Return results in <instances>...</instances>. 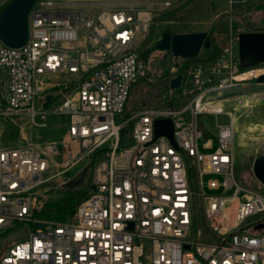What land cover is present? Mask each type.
<instances>
[{"label": "built area", "instance_id": "obj_1", "mask_svg": "<svg viewBox=\"0 0 264 264\" xmlns=\"http://www.w3.org/2000/svg\"><path fill=\"white\" fill-rule=\"evenodd\" d=\"M151 26L29 21L24 46L10 48L0 40V116L46 127L43 105L51 95L63 100L50 114L67 119L59 142L24 138L23 145L0 147V237L36 222L35 197L43 185L80 184L89 171L73 217L36 222L26 241L1 255L0 264H264V196L234 179V122L222 105L225 91L252 82L264 86L256 83L264 63L242 69L239 33L229 31L215 44L211 60L189 66L164 108L127 113L132 90L154 81L139 54ZM232 99L242 104L240 96ZM202 115L215 119V145L202 140ZM221 115L229 117L227 124L218 123ZM167 119L172 141L154 134L155 121ZM205 176L222 181L210 178L204 184ZM233 203L232 217L227 210Z\"/></svg>", "mask_w": 264, "mask_h": 264}, {"label": "rangeland", "instance_id": "obj_2", "mask_svg": "<svg viewBox=\"0 0 264 264\" xmlns=\"http://www.w3.org/2000/svg\"><path fill=\"white\" fill-rule=\"evenodd\" d=\"M7 0H0V5ZM165 0H103L105 8H125L134 4L135 7H153L156 3ZM173 3L171 9L164 12L154 13V18L149 34L144 42L139 46V54L146 63L153 83H140L136 86L129 98L126 108L130 113L135 108L158 107L164 108L167 99L172 95L169 93V79L175 77L177 69L174 65L186 67L191 64H184L181 59L176 62L170 52L155 49L161 35L165 31L172 34L206 32L211 38V48H216L215 44L221 45L226 40L229 31L248 32L264 30V0H247L242 6H230L227 0H170ZM203 49L198 56L203 55ZM193 64V63H192ZM186 69V71H187ZM186 73V72H185ZM65 79H58L64 82ZM70 86H68L69 88ZM185 87L183 84L182 88ZM181 90V88H180ZM62 92L61 89L58 90ZM55 91V92H58ZM71 91V89L69 90ZM241 97L242 105H234L235 99L231 97ZM223 97V109L229 113L234 122V135L232 148L234 153V179L244 189L264 196V188L254 178L252 164L258 155L264 154V86H258L255 82L250 83L245 88H237L225 91ZM63 97L52 99L45 110L49 113L46 127H37L24 124L18 118H5L0 116V147H14L23 145L27 141L44 144L48 142H59L65 132L67 119L60 115L50 114L53 108L59 105ZM219 124H227L229 117L221 115L217 117ZM198 123L203 129L202 140L211 139L216 144L215 119L212 116L202 115L198 117ZM83 168L82 166L79 167ZM74 169L66 176H72L80 170ZM88 168L82 182L59 186L60 181L48 182L40 189V193L35 197V210L33 219L36 222H49L57 220L55 218H40L39 212L47 201L60 200L62 196H71L74 193H86L88 187ZM210 178L222 181L220 176H205L204 184ZM217 194L216 192H207ZM46 212V208H44ZM235 203L230 204L227 213L233 217ZM250 218L248 221L254 220ZM25 224L12 228L0 237V257L8 251L14 244L24 242L28 239L29 233L34 231L37 223ZM201 223V220L199 221ZM202 228L199 226V229ZM204 228V227H203ZM202 230V229H201Z\"/></svg>", "mask_w": 264, "mask_h": 264}, {"label": "water", "instance_id": "obj_3", "mask_svg": "<svg viewBox=\"0 0 264 264\" xmlns=\"http://www.w3.org/2000/svg\"><path fill=\"white\" fill-rule=\"evenodd\" d=\"M36 0H10L0 11V40L10 48H19L26 44L29 38V16ZM211 38L206 32H190L172 34L170 31L162 33L155 49L170 52L176 62L192 60L198 57L199 52L209 50ZM238 58L240 67L246 69L264 63V30L248 31L238 34ZM174 67L177 69L178 64ZM181 75H176L169 83L170 90L180 87ZM256 83H264V75L256 79ZM52 99L46 97V108ZM173 125L167 120H158L154 123L155 138L166 136L172 141ZM254 178L264 188V154L258 155L252 164Z\"/></svg>", "mask_w": 264, "mask_h": 264}, {"label": "bare ground", "instance_id": "obj_4", "mask_svg": "<svg viewBox=\"0 0 264 264\" xmlns=\"http://www.w3.org/2000/svg\"><path fill=\"white\" fill-rule=\"evenodd\" d=\"M57 0H40L34 4L29 21H146L153 22L154 13L171 9L173 4H154L153 7L105 8V4H56ZM229 11L237 5H229ZM242 6V5H240ZM242 105V104H241Z\"/></svg>", "mask_w": 264, "mask_h": 264}, {"label": "trees", "instance_id": "obj_5", "mask_svg": "<svg viewBox=\"0 0 264 264\" xmlns=\"http://www.w3.org/2000/svg\"><path fill=\"white\" fill-rule=\"evenodd\" d=\"M9 1L10 0H7L5 3L0 5V11ZM215 54H216L215 49L211 48L209 50L203 51L204 56H198L197 58L192 60H188V59L182 60V62H184V64L187 65L196 62H206L211 60L215 56ZM186 69H187L186 67L184 68L183 66L180 67L178 66L176 74L184 77ZM95 159H97L96 156L93 157V160ZM84 195L85 193L83 194L74 193L71 196L64 195L60 200L47 201L41 208V212H39V217L45 219L55 218L58 221H67L73 217L75 213V209ZM44 208H46V212Z\"/></svg>", "mask_w": 264, "mask_h": 264}]
</instances>
